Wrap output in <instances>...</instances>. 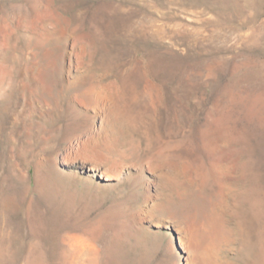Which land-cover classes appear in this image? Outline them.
I'll return each instance as SVG.
<instances>
[{
    "label": "rangeland",
    "instance_id": "obj_1",
    "mask_svg": "<svg viewBox=\"0 0 264 264\" xmlns=\"http://www.w3.org/2000/svg\"><path fill=\"white\" fill-rule=\"evenodd\" d=\"M0 264H264V0H0Z\"/></svg>",
    "mask_w": 264,
    "mask_h": 264
}]
</instances>
